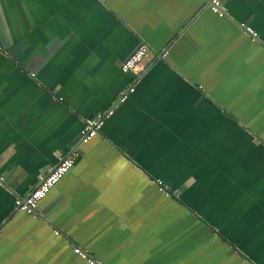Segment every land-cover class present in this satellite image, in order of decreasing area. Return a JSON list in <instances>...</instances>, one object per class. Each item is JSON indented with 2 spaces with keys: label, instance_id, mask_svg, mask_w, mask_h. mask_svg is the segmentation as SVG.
<instances>
[{
  "label": "crops",
  "instance_id": "obj_1",
  "mask_svg": "<svg viewBox=\"0 0 264 264\" xmlns=\"http://www.w3.org/2000/svg\"><path fill=\"white\" fill-rule=\"evenodd\" d=\"M222 3L0 0V264H85L74 245L101 264H264V0ZM140 42L156 54L123 72ZM75 147L36 214L17 210Z\"/></svg>",
  "mask_w": 264,
  "mask_h": 264
},
{
  "label": "built area",
  "instance_id": "obj_2",
  "mask_svg": "<svg viewBox=\"0 0 264 264\" xmlns=\"http://www.w3.org/2000/svg\"><path fill=\"white\" fill-rule=\"evenodd\" d=\"M210 10L219 17L226 16V10L223 6L222 0H206ZM239 26L253 39L258 40V32L246 22H239ZM264 45V40H261ZM156 53L145 42H140L138 46L129 54L120 65L123 72H131L135 75L144 70L146 59L149 56H154ZM165 58L166 52L163 51L159 55ZM133 84L129 85L125 90L119 94V101L127 99L128 95L134 91ZM112 112L111 109L105 112H98L90 117L84 119L82 127L79 131V143H87L94 136H96L101 129L105 118ZM75 147L70 154L60 156L58 161L50 170L39 177L38 183L25 194L17 196L14 199V206L17 210L26 214L34 215L37 212L39 202L47 195L50 189L64 176L66 172L76 163L80 156V151ZM3 177H0L2 180ZM154 182L158 186V190L166 196H172L169 185L161 179H155ZM58 233V231H55ZM73 252L81 257L85 264H101L98 260L92 257L86 250L80 246L74 245Z\"/></svg>",
  "mask_w": 264,
  "mask_h": 264
}]
</instances>
